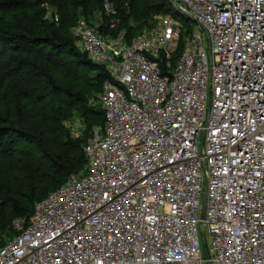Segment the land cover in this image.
<instances>
[{
	"label": "built area",
	"instance_id": "built-area-1",
	"mask_svg": "<svg viewBox=\"0 0 264 264\" xmlns=\"http://www.w3.org/2000/svg\"><path fill=\"white\" fill-rule=\"evenodd\" d=\"M172 1L198 25L180 52L170 15L130 43L78 27L105 124L0 264H207L200 228L212 264H264V0Z\"/></svg>",
	"mask_w": 264,
	"mask_h": 264
},
{
	"label": "trees",
	"instance_id": "trees-1",
	"mask_svg": "<svg viewBox=\"0 0 264 264\" xmlns=\"http://www.w3.org/2000/svg\"><path fill=\"white\" fill-rule=\"evenodd\" d=\"M109 1L116 15H104L99 29L114 38L126 31L128 43L148 23L155 27L156 17H181L170 0ZM104 2L0 0V250L29 226L38 202L71 175L87 173L84 146L105 124L94 101L111 76L81 50L72 31L81 19L104 14ZM48 7L56 9L52 20L46 19ZM113 21L119 22L115 30ZM187 23L179 52L193 32ZM58 75L71 86L60 84ZM76 118L84 127L80 136L73 133ZM70 120L71 127L64 126Z\"/></svg>",
	"mask_w": 264,
	"mask_h": 264
},
{
	"label": "rangeland",
	"instance_id": "rangeland-1",
	"mask_svg": "<svg viewBox=\"0 0 264 264\" xmlns=\"http://www.w3.org/2000/svg\"><path fill=\"white\" fill-rule=\"evenodd\" d=\"M48 9V14H47V17H46V19L47 20H52V18H53V15L56 13V9L55 8H53V7H48L47 8ZM103 13L104 14H102V13H100V12H98V13H96L97 14V16H96V18H93V19H89V20H85V19H81L80 21H79V24H78V26L76 27V28H74L73 29V31H72V34H73V36H77V34H76V31H77V29H78V27H81V26H83V25H87V26H90V27H100L102 24H104V22H105V18H104V20H103V16L104 15H106L107 16V14L105 13V11H104V6H103ZM158 18L159 17H156V25H155V27L153 26L152 28H151V26L152 25H149L150 23H148L147 24V26H146V28H144V32L146 31V32H148V33H152V32H154L156 29H157V27H158ZM189 18H188V16H186V15H184V14H181V17H176L175 18V20L180 24V25H182V27H183V29H182V31H183V33L184 32H186V30H187V27H186V23H187V20H188ZM149 21V20H148ZM116 22H118V21H116ZM134 22H132V24H131V26H134ZM188 25H191V27H192V29H193V31H196L197 29H198V25L194 22V21H190V22H188L187 23ZM117 25H119V22L117 23ZM111 39H115L114 37H110ZM205 47H206V50H207V52H208V54L210 53V43H209V40H208V38H206V43H205ZM79 47L81 48V50H84V48L82 47V45H81V43H80V45H79ZM57 79H58V81H59V83L60 84H62V85H65V87H68V86H71V79H69V78H66V77H64V76H57ZM74 122H76L75 123V125H78V127H81L82 129H81V131L80 132H82V130H83V125H82V123H80V121L79 120H77V118L75 119V121ZM73 121H65L64 122V126H66V127H71V125L74 123ZM81 135V134H80ZM79 135V136H80ZM46 186V185H45ZM16 223V222H15ZM14 223V224H15ZM16 228H17V226H16ZM17 229H19V228H17ZM200 234H201V240H202V245H203V249L205 250V242H207V240H206V236H205V232H204V230H203V228H200Z\"/></svg>",
	"mask_w": 264,
	"mask_h": 264
},
{
	"label": "water",
	"instance_id": "water-1",
	"mask_svg": "<svg viewBox=\"0 0 264 264\" xmlns=\"http://www.w3.org/2000/svg\"><path fill=\"white\" fill-rule=\"evenodd\" d=\"M170 2H171V4H172L174 7H177V5H176L172 0H170ZM188 17H190V19H192L194 22H196L195 19H194L193 17H191L190 15H188ZM205 208H206V199H204V201H203L202 218L205 217ZM205 255H206V260L208 261L207 264H212V263L210 262V256H209V253H208V251H207V249H206V243H205Z\"/></svg>",
	"mask_w": 264,
	"mask_h": 264
}]
</instances>
